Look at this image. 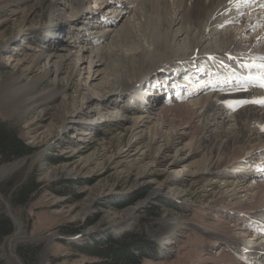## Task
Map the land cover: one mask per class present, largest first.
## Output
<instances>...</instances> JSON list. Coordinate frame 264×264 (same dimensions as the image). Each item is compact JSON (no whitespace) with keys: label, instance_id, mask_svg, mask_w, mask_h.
<instances>
[{"label":"rangeland","instance_id":"1","mask_svg":"<svg viewBox=\"0 0 264 264\" xmlns=\"http://www.w3.org/2000/svg\"><path fill=\"white\" fill-rule=\"evenodd\" d=\"M86 1L84 8L106 9L100 0ZM54 3L60 5L52 0H0V120L5 122L6 129L15 131L33 148L26 155L0 162V209L8 216V208L18 222L8 216L13 230L0 240V259L4 258L0 264H16L7 250V240L17 229L11 250L20 264H95L98 259L71 244L92 243V237L97 236L95 240H98L106 232L115 235L134 229L142 216L149 214L146 209L153 205L158 212L155 223L145 225L144 232L157 245L156 253L137 264H246L237 247L224 245L225 241L212 232L238 227L229 214L231 211L223 212L236 199L227 197L221 185L207 187L206 172H195L192 166L188 171L182 167L188 161L181 160L171 167L181 175L188 173L175 194L174 184L165 188V178L171 169L169 154L158 152L155 146L150 152L141 147L134 149L130 127L121 120L98 121L100 111L95 104L85 118L76 115L83 94L99 95L93 88L103 87L102 78L108 77L111 63L103 58V64L97 71L92 70L88 79L85 69L83 74L79 73L74 57H66L63 50H71L78 42L72 36L83 22L80 37L86 38L83 31L89 30L93 19L83 16L74 19L77 25L70 28L64 25L60 38L70 33L73 41L69 46L57 45L45 33ZM67 13L63 14L65 18H71V13ZM39 53L55 56L51 67L57 70L56 78L51 72H44ZM172 84L168 83L169 95H173L175 88ZM165 93L152 101L163 103ZM118 102L125 110L134 108L126 100ZM68 104L76 106L75 109L71 110ZM143 105L170 108L174 102H164L162 106L145 100ZM230 109L228 114L238 111L236 107ZM66 111L79 119L63 123ZM94 116L97 118L92 121ZM258 121L255 127L264 132L260 121L256 126ZM181 122L175 116L168 127ZM195 126L190 127L185 138L196 131ZM15 161L17 166L10 169ZM6 168L9 171L5 173ZM31 177L41 183L37 190L27 201L13 203L11 188ZM162 182L165 189L161 193L154 191ZM141 200L146 202L132 212L135 216L123 217L125 210ZM127 217L131 221L125 224ZM172 220H180L183 225L171 231ZM73 224H77L74 232L65 233L60 228ZM21 246H37L38 250L23 257L18 250Z\"/></svg>","mask_w":264,"mask_h":264},{"label":"bare ground","instance_id":"2","mask_svg":"<svg viewBox=\"0 0 264 264\" xmlns=\"http://www.w3.org/2000/svg\"><path fill=\"white\" fill-rule=\"evenodd\" d=\"M52 1L60 5L53 4L45 33L57 45L69 46L73 41L70 33L60 38L64 25H77L74 19L83 16L93 19L89 30L83 31L86 38L80 37L83 22L72 36L78 42L71 50H63L66 57H74L79 73L85 69L88 79L89 73L103 64V58L111 63L108 77L102 78L103 87L93 88L99 95L83 94L76 115L85 118L95 104L100 111L98 121L121 120L130 127L134 149L150 152L155 146L158 152L169 154V167L187 160L182 166L186 170L192 166L195 172H206L207 187L221 185L227 197L236 199L223 212L231 211L238 227L212 232L226 246L237 247L246 264H264V132L254 125L259 120L264 127V103L257 102L264 100V87L241 79L250 72L257 75L256 69L245 65L260 63L256 58L264 57V7L259 6L260 0L241 9L243 15L229 0H100L106 11L84 8L86 0ZM66 12L71 18H65ZM37 56L44 72L56 78L57 70L51 67L55 56ZM168 83L175 87L173 95H169ZM157 84L159 88L154 87ZM163 93V103L174 102L172 107L143 105L145 100L162 105L161 100L156 103L152 99H160ZM118 100H126L133 110H125ZM240 100L247 103L228 114L231 109L226 101ZM68 107L74 110L76 106ZM68 113L63 114V123L79 119ZM175 116L181 124L168 127ZM194 125L196 131L185 138ZM258 168L262 172H257ZM173 169L165 178V188L174 184L177 194L188 172L181 175ZM162 185L154 191L161 193ZM144 202L129 207L123 217L135 216L132 212ZM246 214L249 216L243 218ZM128 217L125 224L131 221ZM240 221L247 224H236ZM170 224L173 231L183 222L172 220Z\"/></svg>","mask_w":264,"mask_h":264},{"label":"trees","instance_id":"3","mask_svg":"<svg viewBox=\"0 0 264 264\" xmlns=\"http://www.w3.org/2000/svg\"><path fill=\"white\" fill-rule=\"evenodd\" d=\"M4 124L5 122L0 120V162L9 161L29 153L33 148L25 144L24 140L17 136L15 131L6 129ZM40 184L33 177L25 179L14 189L11 188V201L13 203L27 201ZM146 210L149 214L145 217L142 216L140 223L134 229L115 235L106 232L103 235L104 237H100L98 240H95L97 236L92 237V243L83 245L71 244V247L98 259L95 264H137L141 260L150 258L156 253L157 245L152 241L151 237L145 235L144 229L145 225L152 226L155 223V216H157L156 213L158 212H156L154 205L149 206ZM60 228L64 229L65 233L74 232L77 229V224ZM12 230L13 223L11 219L0 209V240L11 233ZM18 250L23 257H26L33 251L37 252L38 249L37 246H21ZM4 257L8 258L6 254H4ZM3 260L4 258L0 259V263Z\"/></svg>","mask_w":264,"mask_h":264},{"label":"snow or ice","instance_id":"4","mask_svg":"<svg viewBox=\"0 0 264 264\" xmlns=\"http://www.w3.org/2000/svg\"><path fill=\"white\" fill-rule=\"evenodd\" d=\"M257 0H229V3L238 10L239 15H243L240 11L243 8L250 7L252 4L256 3ZM260 7H264V0H260ZM260 63H249L245 65L248 69H256L257 75H252L251 72L247 77L241 78L245 83L248 84H258L260 87H264V57L256 58ZM264 103V100L257 101ZM226 103L231 107L234 104L247 103V101H226Z\"/></svg>","mask_w":264,"mask_h":264},{"label":"water","instance_id":"5","mask_svg":"<svg viewBox=\"0 0 264 264\" xmlns=\"http://www.w3.org/2000/svg\"><path fill=\"white\" fill-rule=\"evenodd\" d=\"M17 164H18V161H15V162L10 166V169H13L14 167H16ZM4 171H5V173L8 172V171H9V168H8V169H7V168L4 169ZM2 172H3V171H2ZM0 178H1V177H0ZM9 211H10V210H8V208H7L8 216H9L11 219H13L16 223H18L17 220L15 219V217H14ZM17 232H18V229L15 230V232H13V234H11V235L8 237V240H7V250H8V252H9V254H10V255L13 257V259L15 260L16 264H20L18 258L16 257V255H15V254L13 253V251L11 250V241H12L14 235H15ZM53 239H54V237H52L51 240H53ZM46 254H47V250H45V257H44V259L46 258ZM40 264H43V262H41Z\"/></svg>","mask_w":264,"mask_h":264}]
</instances>
